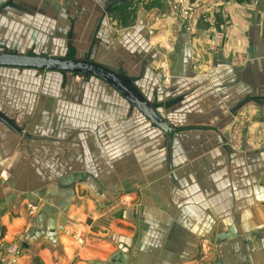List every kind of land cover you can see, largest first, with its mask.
Instances as JSON below:
<instances>
[{
  "label": "crops",
  "instance_id": "crops-1",
  "mask_svg": "<svg viewBox=\"0 0 264 264\" xmlns=\"http://www.w3.org/2000/svg\"><path fill=\"white\" fill-rule=\"evenodd\" d=\"M112 1L0 0V50L117 73L174 139L97 79L0 68V114L19 132L0 121V246L20 247L15 264H264V145L229 141L241 113L264 124L261 18L211 34L220 1H203L165 54L169 0Z\"/></svg>",
  "mask_w": 264,
  "mask_h": 264
},
{
  "label": "rangeland",
  "instance_id": "rangeland-1",
  "mask_svg": "<svg viewBox=\"0 0 264 264\" xmlns=\"http://www.w3.org/2000/svg\"><path fill=\"white\" fill-rule=\"evenodd\" d=\"M178 1L179 0H169L167 2L168 10H167L164 17H165V20H167L168 22L171 21L173 28L170 30V38L164 39V40H162L163 38H161L160 39V40H162L161 43H158V45L162 48V50H163V52H165V54H166V52L170 53L173 50V47H172L173 44H169L168 41L171 39L174 41L175 36H178L180 34L181 30H183V32H185L187 34H190V33H193L192 31H194L195 28H198V27L194 28L192 26V23L199 18L198 14H200V12H201V9L203 6V1H206V0H188L189 6L192 7L193 12H192L191 16L188 15L186 19H184L182 17V13L180 11V6L177 7V4L175 3ZM219 1H220V3L214 4L213 6H211L208 9L207 13L205 12L206 14H205V17L203 19V21H205V22H203V23H205V25L204 24L201 25L202 28H204L206 26V31L211 33V34H223V33L224 34H230V31H233L235 29H236L235 31H238V30L241 31L244 29L243 27H240L237 24V22H236L237 20H239V22H241L243 20H247L250 18H256V19L261 18V23H263L262 34H263V39H264V5H263L264 0H263V2L261 1L262 2V8H259V2H260L259 0H219ZM254 1H257V3H255ZM174 4H175V7H174ZM235 5L237 7H242L243 10H245V11H241V12H239V10L233 11V9H231V7H234ZM236 12H238L236 14L238 16L236 17L235 21L233 22L234 18H232L231 16ZM174 22L177 25H175ZM165 26L166 25H164V28H165ZM157 28L160 29V27H157ZM170 45L172 48L169 49ZM167 64H166V66H167ZM162 70L161 71L163 72V75H161V76H162L163 83H169V81H170V74L169 73L170 72L168 70V67H166L165 70L162 67ZM91 81H93V80H91ZM257 114L258 113L252 112V114L246 113V115L244 116V113H241L240 114L241 119L238 120L234 124L235 127H238V130L234 126L231 127V131L233 128H235L234 131H236V133H235L233 138H232V134H230L231 139H229V141L236 148L242 147L244 141L246 143L248 142L249 144H252L253 147H259V146L264 145V124L262 122L255 120V116H258ZM249 120L251 121V123L249 122ZM250 124H252L251 132L248 131ZM240 132H242V133H240ZM119 198L120 199L124 198V200L120 201V205H121L120 208L117 210H115V209L110 210L109 213L116 212L120 209L126 208L129 204H132V199L128 194L121 195V197H119ZM119 198H117V199H119ZM111 206L112 205L103 206V207H100V209L105 210L106 208L111 207ZM28 208H30V207H28ZM100 212H101V210H100ZM109 213H107V212L103 213V211H102L101 215L103 214L102 216H108Z\"/></svg>",
  "mask_w": 264,
  "mask_h": 264
},
{
  "label": "water",
  "instance_id": "water-1",
  "mask_svg": "<svg viewBox=\"0 0 264 264\" xmlns=\"http://www.w3.org/2000/svg\"><path fill=\"white\" fill-rule=\"evenodd\" d=\"M126 0L112 1L109 7H113ZM125 3V2H123ZM0 68L33 70L37 72H55L63 76L70 74L73 76H83L85 78H94L110 85L116 92L124 97L129 104L135 107L153 127L164 133L167 144L174 139L173 129L170 125L161 119L154 105L142 100L131 88V81L126 80L117 73L102 68L87 59H77L75 57L53 58L20 55L13 52H4L0 50ZM242 102L237 105L232 114H236L244 106ZM0 121L6 124L13 132L19 134L17 129L0 114Z\"/></svg>",
  "mask_w": 264,
  "mask_h": 264
},
{
  "label": "built area",
  "instance_id": "built-area-1",
  "mask_svg": "<svg viewBox=\"0 0 264 264\" xmlns=\"http://www.w3.org/2000/svg\"><path fill=\"white\" fill-rule=\"evenodd\" d=\"M175 3L177 4V7L180 6V11H181L182 17L184 19H186L188 15L191 16L193 11H192V7L189 6L188 0H179L178 2H175ZM174 7H175V4H174ZM121 200H124V198L117 199L114 203L110 204V205H112L111 207H108L105 210L102 209L101 213H102V211H103V213H106V212L109 213L110 210L119 209L121 206L120 205ZM33 209L34 208H32V207L29 208L30 211H33ZM0 255L3 256L2 258L0 257L1 261L8 259L9 263L15 264L16 260L18 259L19 255H20V247L16 246V245H10L6 248L3 246H0Z\"/></svg>",
  "mask_w": 264,
  "mask_h": 264
},
{
  "label": "trees",
  "instance_id": "trees-1",
  "mask_svg": "<svg viewBox=\"0 0 264 264\" xmlns=\"http://www.w3.org/2000/svg\"><path fill=\"white\" fill-rule=\"evenodd\" d=\"M0 264H1V260H0Z\"/></svg>",
  "mask_w": 264,
  "mask_h": 264
}]
</instances>
